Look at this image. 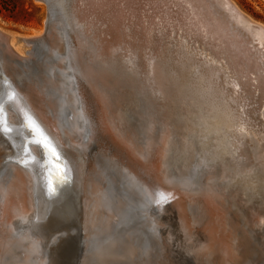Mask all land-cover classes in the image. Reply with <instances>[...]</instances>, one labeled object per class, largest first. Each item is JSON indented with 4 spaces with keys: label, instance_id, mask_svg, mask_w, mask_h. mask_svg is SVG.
<instances>
[{
    "label": "rangeland",
    "instance_id": "1",
    "mask_svg": "<svg viewBox=\"0 0 264 264\" xmlns=\"http://www.w3.org/2000/svg\"><path fill=\"white\" fill-rule=\"evenodd\" d=\"M215 1L227 11L224 15L218 9V21L217 6L209 0H14V12L0 10V32L9 35L12 49L8 52L6 40L0 38V84L10 85L13 95L17 92L22 101L36 108L37 126L61 153L57 161L62 168L56 166L58 172H51V160L47 176L53 189V194H47L53 229L47 232L52 241L62 235L54 253L61 264H99L94 245L102 238L107 239L103 243L113 238L112 242L126 245L130 233L136 235L139 260L134 263L125 257L124 264H206L210 253H203L207 249L200 231L209 219L203 200L212 203L225 221L224 234L233 241L237 264H264V73L256 71L239 50L241 60L236 58L232 45L225 51L231 58L218 48V40L231 31L239 35L238 41L250 40L251 34L253 44L264 47V35L258 41L259 33L250 25L264 29V0H228L234 10L226 7L225 0ZM204 18L211 22L205 19L202 26ZM206 24L214 33L204 32ZM38 35L31 43H23L24 38ZM245 59L255 73L245 74L240 65ZM0 105L5 119L0 123L8 120L16 126L9 104L1 100ZM8 132L0 127V144L18 139ZM42 147L37 140L26 143L35 157ZM9 152L0 145V174L17 163L8 158ZM148 152L153 153L147 156ZM65 155L74 174L65 170ZM17 165L28 171L23 163ZM116 174L135 189L145 182L156 187L151 194L140 185L136 194L145 195L146 207L139 210L130 204L120 223L112 202ZM155 189L170 196L180 192L187 216L177 218L170 210L171 202L162 193L158 197ZM25 212L22 221L32 218L29 210ZM145 215L152 216L154 224ZM212 223L218 231L215 215ZM36 236L30 240L38 242ZM39 261L48 264L44 257Z\"/></svg>",
    "mask_w": 264,
    "mask_h": 264
},
{
    "label": "bare ground",
    "instance_id": "2",
    "mask_svg": "<svg viewBox=\"0 0 264 264\" xmlns=\"http://www.w3.org/2000/svg\"><path fill=\"white\" fill-rule=\"evenodd\" d=\"M106 1V0H105ZM99 2V1H98ZM127 2V1H126ZM143 3V2H142ZM224 3L226 4V7L229 8L230 10H234V8L229 4L228 0H225ZM99 4V3H98ZM112 4V3H111ZM150 4V3H149ZM94 5V4H91ZM96 5V4H95ZM102 5V3H101ZM105 7V4H103ZM108 5V4H106ZM110 5V4H109ZM126 5V4H125ZM149 6V5H148ZM147 6V7H148ZM155 7V6H154ZM93 7H91L92 9ZM149 8V7H148ZM103 9V7H102ZM118 9V7H117ZM125 9V8H124ZM146 9V8H145ZM149 10V9H148ZM103 11L105 12V9H103ZM109 11V10H108ZM107 11V12H108ZM117 11V10H116ZM146 11V10H145ZM86 12V11H85ZM88 12V11H87ZM102 12V11H101ZM143 12V11H142ZM147 12V11H146ZM171 12V11H170ZM99 13V11H98ZM106 13V12H105ZM129 13V12H128ZM151 13V12H150ZM159 13V12H158ZM236 13V12H235ZM84 14V13H83ZM87 14V13H86ZM102 14V13H100ZM107 14V13H106ZM94 15H96V13H94ZM108 15V14H107ZM113 15V14H112ZM165 15V14H164ZM232 15V13H231ZM105 16V15H104ZM148 16V15H147ZM152 16V15H151ZM92 17V16H91ZM100 17V16H99ZM234 17V16H232ZM96 18V16H95ZM112 18V17H111ZM83 19V18H82ZM98 19V18H97ZM149 19V18H148ZM207 19V22H211L210 18H204L203 21ZM115 20V19H112ZM167 20V19H166ZM169 20V18H168ZM100 21V20H99ZM98 21V22H99ZM175 21V20H174ZM184 21V20H183ZM202 21V22H203ZM97 22V21H96ZM185 22V21H184ZM177 23V22H176ZM188 23V22H187ZM128 24V23H127ZM140 24V23H139ZM173 24V22H172ZM179 24V23H178ZM226 24V23H224ZM223 24V25H224ZM239 24V21H236V25ZM49 25V24H48ZM187 25V24H185ZM201 25V24H200ZM205 25V21L202 24V26ZM208 27L205 29V33H214V31H210L208 28L210 27V25L206 24ZM251 26L255 27L254 30L257 31L258 34V41H262L263 35H264V29L261 26L255 25V24H251ZM149 26V25H148ZM178 27L180 25H177ZM191 26V25H190ZM162 27V26H161ZM173 27V25H172ZM171 27V28H172ZM113 28V27H112ZM112 28H110L109 30H111ZM203 28V27H201ZM87 29V28H86ZM204 30V28H203ZM94 31V30H93ZM115 31V30H114ZM113 31V32H114ZM184 31V30H183ZM217 31V30H216ZM215 31V33H216ZM111 32V31H110ZM203 33V32H202ZM191 34V33H190ZM199 34V33H198ZM257 34V33H256ZM42 35V34H41ZM47 35V34H46ZM108 35V34H107ZM112 34L110 33V36ZM115 35V34H114ZM220 35V34H219ZM9 36V35H8ZM7 35L3 34L0 32V38L5 39L6 40V46H7V51L9 52V50L12 51L11 46L8 45V40L9 37ZM35 36L32 38H24L23 39V43L26 42V44H29L33 41V39L39 37ZM49 36V34H48ZM203 36V35H202ZM222 36V35H221ZM220 36V37H221ZM237 36H239L238 34H235L233 31H231L229 33V35L226 34V36L224 35L222 39L218 40L220 43V46H218V48L222 47V52L228 51V47L229 44L233 46V50H234V55L237 57L241 56V57H245L248 60L249 64H253L256 68V71H258L259 73H264V47L263 46H259L258 43L253 44V36L250 34L249 38H240V40L238 41ZM115 37V36H114ZM41 38V37H40ZM46 38V37H45ZM139 38V37H138ZM183 38V37H182ZM198 38V37H197ZM42 39V38H41ZM204 39V38H203ZM44 41V39H42ZM47 40V39H46ZM94 40V39H93ZM200 40V39H199ZM202 40V39H201ZM201 40L198 41L201 43ZM208 40V39H207ZM19 41V40H17ZM152 41V40H151ZM197 41V40H196ZM22 42V41H21ZM36 42V41H35ZM34 42V43H35ZM203 44V43H202ZM219 45V44H218ZM238 45L241 47V49H238ZM21 46V45H20ZM22 45L21 48H23ZM215 46V45H214ZM213 46V47H214ZM97 47V45H96ZM95 47V48H96ZM8 48H10L8 50ZM102 48V47H101ZM211 48V47H210ZM220 50V49H219ZM220 50V52H221ZM235 50L237 53H235ZM241 51V53L238 52ZM226 53V52H225ZM224 53V54H225ZM52 54V53H51ZM227 54V55H226ZM225 55L228 56L229 58H231L230 54L231 53H226ZM241 54V55H240ZM13 55V54H12ZM9 57V56H8ZM241 57H239V59L241 60ZM227 58V57H226ZM95 60V59H94ZM231 60V59H230ZM246 60V59H245ZM246 60V63H247ZM250 60V62H249ZM242 61L244 62L243 58ZM6 61H4L5 63ZM233 62V61H231ZM237 62V61H236ZM229 63V62H228ZM241 63L240 65L245 67V69H243L245 71V74H252L255 73L253 70H251V68H248L247 66L248 63ZM8 64V63H7ZM73 64V63H72ZM211 65V64H210ZM236 65V64H235ZM2 67V66H1ZM71 69V68H70ZM234 69H236L234 67ZM233 69V70H234ZM242 69V68H241ZM82 70V69H81ZM231 69V71H233ZM230 71V72H231ZM235 71V70H234ZM243 71V72H244ZM239 73H242V70L240 72V69L238 71ZM237 71H235V73L238 74ZM250 72V73H249ZM153 73V72H152ZM258 73V74H259ZM261 73V74H262ZM234 75V74H233ZM237 76V78L240 76L238 75H234ZM253 76V75H252ZM258 75L255 74V76H253L254 78H256ZM260 77V76H259ZM264 77V76H263ZM230 79V78H229ZM241 79V78H240ZM248 79V78H247ZM258 79V78H257ZM87 80V79H86ZM237 81V80H236ZM240 81V80H239ZM259 80L255 81V84L257 85ZM247 83V82H246ZM62 85V84H61ZM254 85V84H253ZM237 87V86H236ZM240 87V86H239ZM255 87V86H254ZM253 87V88H254ZM10 85L8 84H4L1 85L0 84V102L1 100L3 101V103H6L9 107V109H12L11 111L13 112V114L11 115L12 117V121L15 122L17 125L16 126H11V124H8V120L7 122H3V124L0 125L1 130L3 129V131H9L10 133H14V135H16L18 137V139H16V141L11 142V140H7L6 142H1L2 145H4L6 148L10 149V152L8 155L11 156V160L12 163H14L13 161H17V163H23L25 165L26 168H28V171H26L24 169V167L17 165V163L12 164V165H8L9 167L4 170V172H2V174H0V264H41L40 263V258L44 257L46 258V262L48 261L47 259V254H48V248H49V244H50V240L46 241L47 239V235L45 234V232H43L42 230V222H40V218H41V211H42V207H43V202H44V198H43V194H42V188L45 186V184L47 183V176L49 174V169H50V163H51V159H50V155H49V151L48 148L45 147V144L50 145L48 143V139L45 136V134L40 130V128L37 126V121L39 119V117L36 115L37 114V110L35 108V111L30 107V103L28 101H22L21 97L18 96V93L16 92V95H13L10 91ZM26 88V87H25ZM256 88V87H255ZM21 91V90H20ZM22 92V91H21ZM60 92V91H59ZM63 92V91H62ZM67 92V91H66ZM65 93V92H64ZM70 93V92H69ZM68 93V94H69ZM75 95V94H74ZM73 95V96H74ZM26 96V95H25ZM36 96V95H35ZM37 97V96H36ZM23 98V97H22ZM30 98V96H29ZM73 98V97H72ZM82 98V97H81ZM37 99V98H35ZM27 100V99H26ZM82 100V99H80ZM38 102V101H37ZM67 102V101H66ZM69 102V101H68ZM67 102V103H68ZM70 103V102H69ZM82 103V102H81ZM84 103V102H83ZM82 103V104H83ZM2 104V103H1ZM73 104V103H72ZM36 105V104H35ZM40 105V104H38ZM85 105V104H84ZM83 105V106H84ZM2 105H0L1 107ZM80 106V105H79ZM14 107V109H13ZM39 107V106H38ZM86 107V105H85ZM40 108V107H39ZM38 108V110L40 111V109ZM80 108L83 109V107L80 106ZM4 109V108H3ZM8 109V110H9ZM42 109V108H41ZM75 110H77V108H74ZM87 109V108H86ZM53 110V109H52ZM65 110V109H64ZM43 111V109H42ZM45 111V109H44ZM69 111V110H68ZM88 111V109L86 110V112ZM100 111V110H99ZM4 112V110H3ZM75 112V111H74ZM6 113V112H5ZM52 113V112H51ZM50 113V114H51ZM55 113V112H54ZM67 113L64 111V114ZM7 114V113H6ZM43 118L42 122L45 123V118L44 116L39 113ZM46 114V113H44ZM48 114V113H47ZM85 114V113H84ZM263 117H264V111L262 112ZM3 115V114H2ZM54 115V114H53ZM66 115V114H65ZM87 115H90L87 113ZM5 116V115H4ZM3 116V117H4ZM47 116V115H45ZM74 116V115H73ZM0 122L4 121L2 120V116H1V111H0ZM48 117V116H47ZM85 117V116H84ZM6 118V117H5ZM54 118V117H53ZM67 118V117H66ZM73 118V117H72ZM92 118V116H91ZM90 118V119H91ZM101 118V117H100ZM9 119V118H8ZM260 119V118H259ZM264 119V118H262ZM52 120V119H51ZM60 120V118H59ZM87 120V119H86ZM47 121V120H46ZM64 121V120H63ZM67 121V120H66ZM70 122V120H68ZM67 121V122H68ZM89 121V120H88ZM104 121V120H103ZM41 122V123H42ZM50 122V121H49ZM264 122V120H263ZM63 123V122H62ZM61 123V124H62ZM72 123V122H71ZM69 123V124H71ZM90 123V122H89ZM64 124V123H63ZM264 125V123H261ZM260 124V125H261ZM41 125V124H40ZM50 125V124H49ZM53 125V124H52ZM66 125V124H64ZM46 126V125H45ZM86 126V125H84ZM84 126H82L84 128ZM141 126V125H140ZM42 127V126H41ZM53 127V126H52ZM56 127V126H55ZM69 128V126H67ZM66 127V128H67ZM46 128L48 129L49 127L46 126ZM63 128V127H62ZM82 128V129H83ZM88 130V127H85ZM260 128V127H259ZM52 129V128H51ZM56 129V128H54ZM58 129V128H57ZM65 129V128H64ZM81 129V128H80ZM258 129V128H257ZM44 130V129H43ZM62 130V129H61ZM60 130V131H61ZM261 130L258 129V131ZM264 130V128H263ZM48 131H51L50 128ZM59 131V130H58ZM57 131V132H58ZM63 131V130H62ZM61 131V132H62ZM67 131L71 132L72 130L68 129ZM83 131V130H82ZM8 132V133H9ZM46 132V131H45ZM55 132V130L53 131ZM73 132V131H72ZM71 132V133H72ZM85 132V131H84ZM88 133V131H86ZM263 133V131H261ZM9 133V135H10ZM74 133V132H73ZM79 133V132H78ZM27 134V136H26ZM70 134V133H69ZM68 134V135H69ZM83 134V132H82ZM81 134V136H83ZM86 134V133H85ZM56 135V133L54 134ZM87 135V134H86ZM85 135V136H86ZM137 135V134H136ZM11 136V135H10ZM13 136V135H12ZM15 136V137H16ZM59 136V135H58ZM71 136V135H70ZM80 136V137H81ZM14 137V136H13ZM56 137V136H55ZM69 137V136H68ZM84 137V136H83ZM6 138V136H5ZM8 138V137H7ZM12 138V137H10ZM71 138V137H70ZM73 138V136H72ZM87 138V137H86ZM141 138V137H140ZM139 138V139H140ZM67 139L66 137L64 138V140ZM15 140V139H14ZM35 140H37L39 143L42 144V149H39L36 153L38 154L37 157H35L34 155H32V153L30 151H28V148H26V143L27 142H34ZM58 140V139H57ZM60 140V139H59ZM63 140V139H62ZM63 140V141H64ZM121 141V140H120ZM126 141V140H125ZM141 141V140H140ZM146 141V140H145ZM144 141V142H145ZM68 142V141H67ZM127 143V142H126ZM0 144V145H1ZM113 144V143H112ZM32 145V143H31ZM134 145V144H133ZM112 146V145H111ZM34 147V146H32ZM135 147V146H134ZM143 148V147H142ZM110 149V148H109ZM35 150V149H34ZM116 150V149H115ZM146 150V149H145ZM134 151V150H133ZM150 152V151H149ZM148 152V153H149ZM35 153V152H34ZM139 153V152H138ZM143 153V152H141ZM147 153V152H146ZM153 153V152H152ZM151 153V154H152ZM111 154H113V152H111ZM151 154L149 153L147 156H151ZM95 155V154H94ZM114 155V154H113ZM117 155V154H115ZM120 156V155H119ZM117 156V157H119ZM137 156V155H136ZM140 156V155H139ZM138 156V157H139ZM64 159L66 160V163L64 164L65 166V170L71 175L74 174V172L72 171V166H70V158L68 155L63 156ZM126 157V155H125ZM143 157V156H142ZM121 158V156H120ZM148 158V157H147ZM108 159V158H107ZM126 159V158H125ZM145 159V158H144ZM109 160V159H108ZM134 160V159H133ZM8 161V160H7ZM111 161V159H110ZM109 161V162H110ZM113 161V159H112ZM130 161V160H129ZM128 161V162H129ZM147 161V160H146ZM149 163L152 164V159L148 160ZM116 162V161H113ZM112 162V163H113ZM144 162V161H143ZM106 163V162H104ZM120 163V162H119ZM124 163V162H123ZM130 163V162H129ZM87 164V163H86ZM96 164V163H95ZM118 164V163H117ZM121 164V163H120ZM119 164V166H120ZM125 164V163H124ZM131 164V163H130ZM128 164V165H130ZM141 164V163H140ZM23 165V166H24ZM103 165V164H102ZM107 165H109V163H107L105 166L108 167ZM136 165V164H135ZM111 166V165H110ZM109 166V167H110ZM134 166V165H132ZM152 166V165H151ZM3 167V168H5ZM40 167L42 169V171H40ZM104 167V165H103ZM105 167V169H106ZM108 167V168H109ZM117 167V166H116ZM130 167V166H128ZM127 167V168H128ZM115 168V167H114ZM113 168V169H114ZM131 168V167H130ZM137 168V166H136ZM139 168V167H138ZM144 168V167H143ZM150 168V167H149ZM2 169V167L0 168V170ZM86 169V168H85ZM88 169V168H87ZM111 169V167H110ZM122 169V168H120ZM133 168H131L132 170ZM84 170V169H83ZM93 170V169H92ZM107 170V169H106ZM135 170V169H134ZM142 170V169H141ZM110 171V170H109ZM115 171V170H114ZM130 171V170H129ZM128 171V172H129ZM153 171V170H152ZM73 172V173H72ZM82 172V171H81ZM106 172V171H105ZM104 172V174L106 175V173ZM136 172V171H135ZM139 172V171H138ZM111 173V171L109 172ZM114 173V172H113ZM130 173H132L130 171ZM141 173V172H140ZM88 174V173H87ZM124 174V173H123ZM149 174V173H148ZM86 175V174H85ZM134 175V173L132 174ZM140 175V174H139ZM138 175V177H139ZM152 175V174H149ZM103 176V175H102ZM142 176V174H141ZM145 176V175H144ZM153 176V175H152ZM151 176V178H152ZM104 177V176H103ZM134 177V176H133ZM138 177H135L138 179ZM155 177V176H154ZM90 178V177H89ZM102 178V177H101ZM156 178V177H155ZM93 179V178H92ZM111 179H112V175H111ZM141 178H139L140 180ZM153 179V178H152ZM91 180V179H90ZM129 180V179H128ZM138 180V181H139ZM170 180V179H169ZM174 180V179H173ZM109 181V180H108ZM134 181V180H133ZM171 181V180H170ZM112 182L114 183V187H115V193L113 195V199L112 202L114 204L113 206V212L114 215L117 217V221H119V223L121 222V219H123V216L125 215V208L129 207V205H134L137 209L139 210H143L146 205H147V200L145 195L144 196H137L136 194V190H139L141 188L139 184V189H135L134 184H131L129 182L124 181L120 175L116 174L114 181L112 180ZM136 182V181H134ZM133 182V183H134ZM155 182V180H154ZM169 182V181H168ZM177 182V181H176ZM90 183V182H88ZM146 183V182H145ZM145 183H143V185H141V187H145L148 188V191L153 194L154 192V187L150 186L148 187ZM187 183V182H186ZM86 184V183H85ZM150 184V183H149ZM156 186L158 187V184L155 183ZM136 185V184H135ZM152 185V184H150ZM92 186V185H91ZM110 186V185H109ZM108 186V187H109ZM177 186V185H176ZM95 187V186H94ZM93 187V188H94ZM161 186H159L160 188ZM169 187V186H168ZM92 188V189H93ZM111 188V187H110ZM108 188V189H110ZM117 188V190H116ZM156 188V187H155ZM175 188V187H174ZM195 188V187H194ZM90 189V188H89ZM120 189V190H119ZM144 189V188H143ZM111 190V189H110ZM109 190V191H110ZM157 190H159L157 188ZM157 190L155 189V191L157 192ZM192 190V187H191ZM189 190V191H191ZM90 191V190H89ZM146 191V190H145ZM195 191V189L193 190ZM147 192V193H149ZM138 193V192H137ZM147 193L145 192V194L147 195ZM149 193V194H150ZM157 193H162V191L157 192ZM166 193V192H165ZM172 196L168 195V194H163L164 197L169 200L170 202V210L173 211L176 215V217L179 219L181 217L187 216L185 213V210L187 209L186 206L184 205V203H182V195L180 194V192L178 191H173L171 192ZM196 194V193H195ZM158 195V194H157ZM156 195V196H157ZM150 196V195H149ZM148 196V198H149ZM160 195H158V197H160ZM207 196V195H206ZM151 197V196H150ZM153 196V198L156 201H159ZM163 197V196H162ZM160 197V198H162ZM185 197V196H184ZM205 197V196H204ZM99 198V197H98ZM105 198V197H104ZM206 198V197H205ZM163 200V199H162ZM96 201V199H95ZM104 201V200H102ZM155 201V202H156ZM87 202V201H86ZM164 202V201H163ZM162 202V203H163ZM109 203V202H108ZM158 203V202H157ZM160 203V202H159ZM168 203V202H167ZM166 203V204H167ZM164 204V203H163ZM195 204V203H194ZM112 205V204H111ZM155 205V204H154ZM153 205V206H154ZM203 207H204V211L205 214H207L208 216V222H206L204 224L203 227H201V231L200 233L202 234L201 240H202V245H205L204 248H206L207 250H205V252H203L204 254L206 253H210L208 258L205 259L207 260L206 264H237L238 259L235 258V254L233 255L232 253V248H234L233 246L231 247V244L233 243L232 239L230 240L229 236L227 234H224V228H226L225 226V221L222 219V217L219 215V211L217 210V208L215 209L213 204L208 202V201H204L203 200ZM149 206V205H148ZM156 206V205H155ZM159 206V205H158ZM195 206V205H194ZM163 207V206H162ZM169 207V206H168ZM96 208V207H95ZM151 208V207H150ZM160 208V207H159ZM159 208H157V211H159ZM165 208V207H164ZM199 208V207H197ZM219 208V207H218ZM97 209V208H96ZM95 209V210H96ZM109 209V208H108ZM155 209V208H153ZM162 209V208H161ZM29 210V213H31L32 218H28L26 221H22L25 220L22 218V215L24 213H26L25 211ZM150 212V209H148ZM166 210V209H165ZM194 210V209H193ZM147 211V210H146ZM152 211V210H151ZM156 211V209L154 210ZM161 211V210H160ZM167 211V210H166ZM156 214H159V212H155ZM170 213V212H169ZM26 214V215H27ZM151 215H153L150 212ZM25 215V217H26ZM215 215V218H217V224L220 226L219 230L216 231V229L212 228V220H213V216ZM146 218L148 219L149 217L151 218L152 216L149 215V217L147 215H145ZM144 216V217H145ZM154 216V215H153ZM156 216V215H155ZM128 217V216H127ZM158 217V215H157ZM175 217V218H176ZM203 217V216H202ZM159 218V217H158ZM108 219V218H107ZM152 219V218H151ZM156 219V218H155ZM196 219V218H195ZM15 220V221H14ZM146 220V219H145ZM157 220V219H156ZM155 220V222H156ZM201 220V219H200ZM105 221V220H104ZM108 221H111L110 219ZM114 222V223H117ZM148 221V220H147ZM177 221V219H176ZM182 221H184L182 219ZM191 221V220H190ZM197 223H199L197 220H195ZM193 221V222H195ZM26 222L27 227L24 224V227L21 226L23 223ZM112 222V221H111ZM131 222V221H130ZM152 222L154 224V221L152 219ZM158 222V221H157ZM156 222V223H157ZM180 222V221H179ZM195 222V223H196ZM155 223V225H156ZM182 223V222H181ZM228 223V222H227ZM102 224V223H101ZM100 224V225H101ZM176 224H180V223H176ZM191 224V223H190ZM193 224V223H192ZM82 225V224H81ZM103 225V224H102ZM154 225V226H155ZM160 225V224H159ZM181 225V224H180ZM182 225H184L182 223ZM194 225V224H193ZM99 226V225H98ZM97 226V228H98ZM115 226V224H114ZM189 226V225H188ZM199 226V225H198ZM197 226V227H198ZM23 227L24 229L20 228ZM105 227V226H104ZM103 227V228H104ZM100 228V227H99ZM154 228V227H153ZM188 228V227H186ZM189 228H191L189 226ZM199 228V227H198ZM22 229V230H21ZM91 229V228H90ZM96 229V228H95ZM158 229V228H157ZM156 229V231H157ZM115 230V229H114ZM152 230V229H151ZM194 230V229H193ZM195 230H198L197 228ZM99 231V230H98ZM106 232V231H105ZM104 232V233H105ZM162 232V231H161ZM199 232V231H198ZM24 233V234H23ZM28 233V234H26ZM113 233V232H112ZM155 233V232H154ZM152 233V234H154ZM184 233V232H183ZM23 234L24 236L19 238V236ZM92 234V233H91ZM126 234V233H125ZM151 234V236H153ZM38 235L39 240L38 242H34L31 241L30 239H32L31 237L37 238ZM128 235V234H126ZM135 235V234H134ZM133 235V233L129 234V239L128 242L126 243V245H122V244H118V242H112L113 238H111L110 242H106L103 243V238L99 240V242H97V244L94 245L95 247V252L94 254H96L99 264H124L125 261V257H128L129 260L133 261L134 263L136 262V260L139 258L138 257V250L136 248L137 245H135L134 243V238L135 236ZM155 236L157 234H154ZM160 235V234H159ZM200 235V234H199ZM231 235V234H230ZM16 237H18V239H15ZM128 237V236H127ZM157 237V236H156ZM248 237V235H247ZM155 238V237H154ZM247 239V238H246ZM249 239V238H248ZM107 240V239H106ZM105 240V241H106ZM152 240V239H151ZM104 241V242H105ZM115 241V240H114ZM164 241V240H163ZM154 242V241H152ZM237 242V241H235ZM108 243V244H107ZM111 243L113 246H111ZM164 243V242H163ZM152 244V243H150ZM155 244V243H154ZM236 245V244H235ZM159 249V248H158ZM237 249V248H236ZM148 250V249H147ZM238 250V249H237ZM235 251V250H234ZM240 252V250H238ZM238 252V254H239ZM256 252V251H255ZM261 252V251H260ZM149 253V252H148ZM263 253V252H262ZM203 254V255H204ZM160 255V254H159ZM199 255V254H198ZM201 255V254H200ZM260 255V254H259ZM255 256V255H254ZM159 257V256H158ZM200 257V256H199ZM207 257V256H206ZM205 257V258H206ZM243 257V256H242ZM256 257V256H255ZM257 258V257H256ZM142 259V258H141ZM245 259V255L244 258ZM242 259V260H243ZM189 260V259H188ZM159 261V260H158ZM256 261V259H255ZM141 262V261H140ZM205 263V262H204ZM203 263V264H204ZM240 263V262H239ZM242 263V262H241ZM264 263V262H263ZM243 264V263H242ZM254 264V263H253Z\"/></svg>",
    "mask_w": 264,
    "mask_h": 264
},
{
    "label": "water",
    "instance_id": "3",
    "mask_svg": "<svg viewBox=\"0 0 264 264\" xmlns=\"http://www.w3.org/2000/svg\"><path fill=\"white\" fill-rule=\"evenodd\" d=\"M209 2L211 4H215L217 6L214 8V13L216 15L215 21H218L217 20L218 19V9L221 10V12H223L224 15L227 14V11L221 5H219V3H217L215 0H209ZM48 23H50L49 20H48ZM218 25H220L219 22H218ZM209 30H212V29H209ZM48 149H50L49 151L51 153H49V155H50V159L52 160V163H53V167H51L52 170H50V171L51 172L54 171V173L56 171L58 172V169L56 166H60L61 168L63 166V165L61 166V163H58V161L61 158V153L59 151H57L56 149H54L51 145H49ZM54 159L56 161H54ZM40 171H42L41 167H40ZM48 175L50 176V173ZM48 178H49L48 182L42 188V194H43L44 202H43V207H42V211H41L42 213H41L40 222H42L43 232H45V234L49 236V239L51 241L49 244L48 254H47L48 264H61L60 261L55 257L56 255L54 253L56 252V247H57L58 242L61 241L60 238H62V235L56 236V238L52 241L51 240L52 235L50 234V231L53 229L52 222H51L53 220V218L51 217V214L49 211L51 199L47 194L49 192L48 191V185H49V182H51V180H50V177H48ZM48 230H50L49 233L47 232Z\"/></svg>",
    "mask_w": 264,
    "mask_h": 264
},
{
    "label": "trees",
    "instance_id": "4",
    "mask_svg": "<svg viewBox=\"0 0 264 264\" xmlns=\"http://www.w3.org/2000/svg\"><path fill=\"white\" fill-rule=\"evenodd\" d=\"M16 4L14 0H0V10L12 13L15 11Z\"/></svg>",
    "mask_w": 264,
    "mask_h": 264
},
{
    "label": "snow or ice",
    "instance_id": "5",
    "mask_svg": "<svg viewBox=\"0 0 264 264\" xmlns=\"http://www.w3.org/2000/svg\"><path fill=\"white\" fill-rule=\"evenodd\" d=\"M45 147H48L47 144H45ZM58 158V157H57ZM48 191H49V194H53V189H52V185L51 183L49 182V185H48Z\"/></svg>",
    "mask_w": 264,
    "mask_h": 264
}]
</instances>
